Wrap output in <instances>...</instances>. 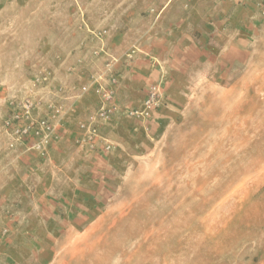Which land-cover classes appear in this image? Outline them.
<instances>
[{"label": "rangeland", "instance_id": "1", "mask_svg": "<svg viewBox=\"0 0 264 264\" xmlns=\"http://www.w3.org/2000/svg\"><path fill=\"white\" fill-rule=\"evenodd\" d=\"M100 33L115 57L140 50L120 71L119 111L100 124L113 147L79 146L78 121L97 103L80 99L58 144L61 197L35 201V215L29 196L0 199V264H264V250L244 238L264 186L255 166L264 152L249 125L251 85L264 80L261 0H0V168L14 160L33 191L48 187V168L30 173L43 157L8 149L7 99L46 69L52 88L71 91ZM155 86L160 96L148 106ZM77 149L94 157L91 167L67 165ZM68 176L90 196L72 198Z\"/></svg>", "mask_w": 264, "mask_h": 264}, {"label": "built area", "instance_id": "2", "mask_svg": "<svg viewBox=\"0 0 264 264\" xmlns=\"http://www.w3.org/2000/svg\"><path fill=\"white\" fill-rule=\"evenodd\" d=\"M263 3L264 0H261ZM97 37L101 45L90 53L88 74L83 81L73 85L71 91L66 92L59 85L52 88L55 76L46 69L8 97V114L1 127L7 137L8 149L47 157L74 115V104L86 96L94 97L97 103L87 117L78 121L80 132L77 143L82 148L96 152L109 151L113 147L112 142L101 133L100 124L112 119L119 111L120 71L131 64L140 50L134 46L123 57H115L106 48L103 33ZM99 57L106 60L102 68L95 67V59ZM79 62L78 66L81 67L83 59H79ZM159 96L158 87H153L145 104L150 106ZM130 112L143 114L138 109Z\"/></svg>", "mask_w": 264, "mask_h": 264}, {"label": "crops", "instance_id": "3", "mask_svg": "<svg viewBox=\"0 0 264 264\" xmlns=\"http://www.w3.org/2000/svg\"><path fill=\"white\" fill-rule=\"evenodd\" d=\"M248 34L243 33L242 35H240V40H246L248 39ZM252 67L249 69L251 70ZM243 77H245V75H243ZM237 84L240 85L241 81H242V76H239L237 78ZM252 88H253V94L249 97V99L252 100V108H251V117H250V122L249 125L252 126V129L254 131V133L257 132V135L260 136V143H261V148L260 150L264 152V80H256L254 79L252 82ZM238 99V103H241V96L238 95L237 97ZM246 99V100H249ZM65 137L71 136L70 131H67V133H65ZM61 140L62 138H60L57 142L54 143L52 149H51V153L48 157H43V159H35L31 162V168L30 169V173L31 176H33V172H38L40 175L44 174L43 169H49L50 173L48 174L47 178H43L44 180V185L48 184V187H42L40 185L36 186V189L33 191V189L31 188L32 184V179L28 180V179H24L20 176L17 175L16 173V166L13 163V161H11V163H7V165H4V167L0 168L1 171L4 170V168H6L3 172L7 175H9L8 177L6 176V178L3 179V182L0 183V199H9L11 197H14L15 195L21 194V196H29V201L32 203L31 206L28 207L27 212L28 215L32 214L35 215V213L37 212L35 210V207L37 206V204L35 203V201L38 200H53V199H59L63 194V191L58 190V187H53L55 178L59 179L60 177V171L59 170H63L62 165L63 162H61V159L58 158L59 154H58V150H62L61 153L63 152V150L65 149L64 147H60L58 144H61ZM69 152V151H67ZM60 153V152H59ZM61 155V154H60ZM70 157L67 158V165L70 166L74 165L75 167H79V168H83V167H91V164L94 162V157L93 156H87L85 154H83V151L80 149H77V151H70ZM258 163L255 165L256 167H263L264 168V158L263 159H257L256 160ZM11 164V165H9ZM49 167H48V166ZM41 169V171H40ZM37 174V173H36ZM92 175V174H91ZM46 177V176H45ZM51 179H49V178ZM30 178V177H27ZM72 178V179H71ZM67 180H72V189L70 190V195L72 198L75 197H81V195L84 196H90L89 195V191H86L84 194L82 193V191H79L77 189V187H79V185H77V180H75L74 176H68ZM91 181V180H90ZM25 186L26 191H23V189L21 190V188ZM30 186V187H29ZM27 189H29L27 191ZM21 190V191H18ZM15 194V195H13ZM82 196V197H83ZM253 200H256L257 202H255L257 204V208L258 210H256L255 212H253L252 214H247V224L248 225H244V232L245 237L247 240L248 245L252 246V247H256L258 249H263L264 250V186L261 187L257 192H255L254 196H253ZM23 212H16L15 215V220L18 221V223H14V225L17 228H20V226L22 225V220L20 221V217L22 216ZM27 229L32 230V226L30 223L27 222ZM30 227V228H29ZM46 227V226H45ZM44 227V228H45Z\"/></svg>", "mask_w": 264, "mask_h": 264}]
</instances>
